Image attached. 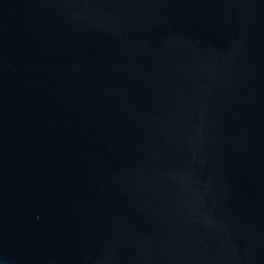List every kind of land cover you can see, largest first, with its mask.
<instances>
[{
	"label": "water",
	"instance_id": "1",
	"mask_svg": "<svg viewBox=\"0 0 264 264\" xmlns=\"http://www.w3.org/2000/svg\"><path fill=\"white\" fill-rule=\"evenodd\" d=\"M0 264H264V0H0Z\"/></svg>",
	"mask_w": 264,
	"mask_h": 264
}]
</instances>
